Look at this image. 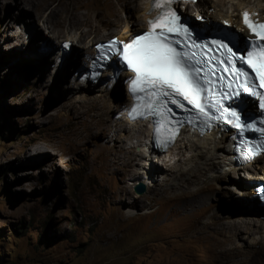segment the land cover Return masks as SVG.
Returning a JSON list of instances; mask_svg holds the SVG:
<instances>
[{
	"label": "rangeland",
	"instance_id": "374dc122",
	"mask_svg": "<svg viewBox=\"0 0 264 264\" xmlns=\"http://www.w3.org/2000/svg\"><path fill=\"white\" fill-rule=\"evenodd\" d=\"M18 1L0 0L1 264H264V250L250 254L262 250L257 243L261 239L264 249L261 229L254 228L256 235L254 230L237 235L229 231L244 219L238 201L248 186L241 183H250L246 176L263 166L262 159L244 171L231 169L228 175L206 181L210 171L189 182L181 174L193 167V153L184 146L180 155L175 153L181 161L169 173L170 185L160 184L173 165L157 166L158 180L148 181L146 193L137 195L135 180H142L153 167L137 156L142 150L138 140L114 128L124 118V87L99 93L92 86L91 99L81 100L73 81L79 75L76 69L63 63L58 76L52 75V41L51 54L40 55L48 42L46 28L63 36L83 34L81 47L88 37L92 44L119 37L127 13L117 0H41L49 4L30 15L23 14ZM95 10L108 18L119 13V23L86 27L87 15ZM187 13L196 16L191 9ZM26 20L33 22L32 32ZM8 24L13 28L7 29ZM142 28L139 24L137 32ZM25 32L30 34L27 43ZM90 52L91 48L80 49L82 67ZM76 56L74 50L67 61ZM92 103H98L107 112L103 119L109 120L96 129L81 122L84 105ZM115 103L121 108L113 112ZM133 145L137 148L130 150ZM115 157L123 160L110 167L108 159ZM257 173L264 178L261 170ZM221 246L230 251L222 253Z\"/></svg>",
	"mask_w": 264,
	"mask_h": 264
},
{
	"label": "snow or ice",
	"instance_id": "6c2138e0",
	"mask_svg": "<svg viewBox=\"0 0 264 264\" xmlns=\"http://www.w3.org/2000/svg\"><path fill=\"white\" fill-rule=\"evenodd\" d=\"M176 2L177 0H155L153 11L160 9L161 15L148 21L150 26L148 32L136 36L129 42L113 40L108 45L110 49L108 56L120 57L127 68L135 74L129 84L137 103L130 109L129 115L133 119L146 118L151 113L159 115L161 121L158 122L156 129L158 140L161 135L159 124L168 123L171 115L166 105L173 104L184 108L183 102L191 106L190 110H195L209 118H212L209 106L211 104L219 113V116L214 117L215 119H226L238 130L248 127L256 131L257 129L249 124L247 119H241L242 112L246 110V102L244 99L237 98L242 95L255 97V107L261 117L260 123L264 124V92L254 90L247 81V74L236 68L234 62L247 64L259 78L258 87L264 88V43H262L264 42V23L253 21L249 13H243L245 25L256 38L248 41L251 51L236 48L235 44L229 47L228 44L232 41L229 40L228 44L222 43L221 40L224 38L212 40L210 45L197 43L202 38L197 35L193 39L195 29L190 30L189 18L182 13L178 14L173 7ZM120 44L122 47L116 50V46ZM213 46L217 52L223 50L214 63L223 66L222 72L227 71L232 74L231 80L227 83L224 82V77L216 75L214 67H210L209 72L205 73L204 65H212V57L201 56L197 59L199 50L212 51ZM104 47L97 45L98 49ZM233 48L236 50L233 51ZM238 52L244 54L238 56ZM100 58H105L104 53ZM238 79L240 85L234 88L232 85ZM226 101L227 106H225ZM258 130L264 134V127ZM175 133L176 129H172V134ZM171 139L172 136L169 137L170 141ZM257 147L264 149V143Z\"/></svg>",
	"mask_w": 264,
	"mask_h": 264
},
{
	"label": "bare ground",
	"instance_id": "6f19581e",
	"mask_svg": "<svg viewBox=\"0 0 264 264\" xmlns=\"http://www.w3.org/2000/svg\"><path fill=\"white\" fill-rule=\"evenodd\" d=\"M205 1H209L208 4H210V8L214 9L213 12H210L211 10L208 9L209 6L207 3H205ZM48 4H49L48 2H42L41 0H19L16 5L20 7L19 9H22V12L24 15L25 14L30 15L31 12L43 10V7L45 5L47 6ZM201 4L202 5L197 6V8H194V7L190 8L193 14H195L196 16L199 14H202L212 23L223 24V23L227 22L230 24V26L232 27L233 30H236L240 34L243 32L246 35L245 37L248 36V33L241 26V14L243 13V11L249 10L253 14H258L259 17L261 18V20H263V16H264V2H263V0H251L250 2H249V0L248 1L247 0H204V2ZM116 5L120 6L123 9V11H125L127 13L124 31L119 36V38L121 40L130 39L133 34L137 33V26H139V24L143 25L142 31L146 30V25H145L146 19L148 17H153V15L152 16L147 15V12L150 10V0H142L141 3L138 5L134 4V0H117ZM116 5H114V7ZM25 9H27V11H25ZM137 12H138V16L136 15V21H135V14ZM114 14H115L114 17L108 18L103 11L95 10L93 13H89L87 15V19L85 20V24H86L85 26L86 27H92V28H94V26L112 27L115 24L119 23V21H118L119 20V16H118L119 13L116 12ZM237 16H239V21H237ZM77 17H74V19H77ZM78 20L80 21L81 18H78ZM26 22L30 23L29 31L32 32L33 27L31 25L33 24V22H31L30 20H26ZM82 22H84V21H82ZM42 26H43V24L40 23L39 24L40 29L44 30L41 28ZM9 28H13V25L9 26V24H8L7 29H9ZM45 31H48V32L44 33V34H46V37L48 38V42L46 40L45 48H44L43 52H42V50L40 51V55L43 57H48V55L52 53L50 51L51 48H49V40H50V42L52 41V46L57 47L61 43L62 39L71 38L75 42H77V44H75V46L73 47V51L75 50L77 56L73 60H71L70 62L67 61V58H68L67 57L64 61V63H65L64 67L74 68L77 70V72L79 71V69L81 71L83 68L82 64L84 62V58L82 59V58H79V56H78L81 54L80 53L81 48L82 49H89L90 46H94V45L98 44L99 42L105 43L108 40H110L111 38H113V37H111V38H108L105 40L99 39L97 42L92 44L93 40L92 39L90 40V38L88 37V39L85 42L86 43L85 46L81 47V46H79L78 43L82 41L83 34L78 35V34L72 33V34H68L66 36H63L60 34H56L55 32L51 31L49 28H46ZM25 33H27V32H25ZM14 36L16 37V34H14ZM12 37H13V35H12ZM23 43H26V42H23ZM73 51L70 53L69 56H71ZM51 60H53V58H51ZM46 62H48V61H46ZM75 75H77V74H75ZM81 76H83V75H78V82L76 83L77 85L74 84L76 90H78L77 95L79 96V98L81 100H86L89 98L91 99V95H89V94L91 92L90 89L92 88V86H83L82 82L84 81V78H82ZM80 78H81V82L79 81ZM116 87H121V85L118 83ZM95 88L100 89V90H98L99 93L109 90V89H107L106 85L103 84L102 81L98 85H96ZM125 99H126V102L128 104L127 105L125 104L124 110H125L126 114H124V113L123 114L127 115V112H128L127 107L129 106V101H128L126 94H125ZM84 106H85V110L83 111V114H85V116H84L85 118L84 119L82 118L81 122L82 123H85V121L89 122L88 124L90 125V128L96 129L98 127H101L103 124H106L107 121H109L108 119H107V121H106V119L105 120L103 119L104 114L107 112L103 111L98 103L86 104ZM120 108H121V104L115 103L112 106L111 111H113V110L116 111ZM111 111H109V113L107 115L112 114ZM90 112H93V115H90ZM137 122L138 123H130L129 121H126L125 118H123L122 121H117V123L114 127L116 129L120 127L121 132H125L127 130L130 135L134 136V138L138 140V147L142 150H141V152L137 153L138 154L137 156L141 158V161L144 162L145 166H147V165L151 166L152 165V167H153L152 170H150V172L149 171L146 172V176L144 178H142V180H139V178L135 180V182H134L135 187L138 183H143L146 185L147 190H148L149 186H150L148 184V181L155 182V180H158L157 179L158 174H157L156 169H157V166H160L159 165L160 161H162L161 164H163V165H161V167L166 166V168H168L169 166L173 165V166H171V168L168 169L169 172H166L168 174H162V179H161V184H160L163 187L170 185L172 174H169V173L170 172L174 173V169L176 168L177 164L181 161V158L175 157V153H177V155H180L179 153H181L182 148L184 146H186L187 149L193 153L192 158L190 160L191 162L194 163L193 167L191 169H189L187 172H183L181 174V176H184V177L186 176L187 177L186 180H188L189 182H192L194 178L198 179L201 175L206 174L207 172H210V171L212 173L206 175V181L215 180L217 178H221L224 175H228V173L231 171V169L236 171V173H237V172H239V170L244 171L245 169H247L249 167V166L248 167H239L233 162V148H234L233 141H234V139L232 138V136L230 135L229 132L225 133L223 131L220 132L218 130L217 131L213 130L210 133L202 136L201 133H198V132L192 133L191 130L184 129L182 131V134L180 135L179 139L169 149L167 154L166 153L158 154L157 152H155L153 150V148L151 146L150 140L152 137V133H151V131H149L147 124L142 122V121H137ZM105 127H104V129H105ZM144 127H146V128L144 129ZM87 130H89V128ZM106 130H107V127H106L105 131ZM116 142H117V139H116ZM135 148H137V147L133 145L130 147V150H134ZM179 149L181 151H179ZM119 150L122 153V148H119ZM117 151H118V149H117ZM108 155H109V157L111 156V154H108ZM116 155H119V151L116 153ZM160 156H163V157L159 158ZM131 159L132 158H129V161H128L129 165L131 164V162H130ZM258 159H260V157ZM120 160H123V159L118 158V157H115L114 159H108V162H112V163H110L111 165H109V166L110 167L114 166L116 161H120ZM108 162H107V164H108ZM145 166H144V169H146ZM258 169L261 170L263 172V175H264V164H263V166L256 167V169H255L256 173L255 174H250V175L246 176V179H248L250 183H247V182L241 183V186H248L247 188L245 187L246 188L245 190L241 191L239 198H242V199H241V201H238V204L241 207L240 210H242L241 212L244 216V219L242 222L234 223L233 225H231L229 227V231L233 235L239 234L241 232V230H245L247 232L249 230H254L253 233H255L254 235H256V233L260 229H261L260 233L264 234V232H263L264 228H261L260 226H258L262 222L261 217L264 215V210L258 209L257 208L258 202L255 199H253V194H254L253 190L256 187V183L264 181V178L257 177L258 176L257 175ZM238 175H240V174H238ZM253 182H254V186L251 185V183H253ZM136 202L137 201L134 200L133 203L137 204ZM247 212H250V213H247ZM132 213L133 212L130 210V215ZM256 215H259V217H256ZM132 217H135V216L132 215ZM255 220H257V221H255ZM256 222H258V224H256ZM255 227L258 231H256V229H254ZM257 241H259V240H257ZM229 242L230 241L227 240L226 244L228 245ZM257 243L261 244L262 250L250 251V254H252L253 256L262 254L263 250H264L263 245H262L263 240L261 239ZM229 251L230 250H228L226 246H221V252L222 253H227ZM232 251H236V253H238V254L240 253L239 250H232ZM258 251H260V253Z\"/></svg>",
	"mask_w": 264,
	"mask_h": 264
},
{
	"label": "clouds",
	"instance_id": "9594fccd",
	"mask_svg": "<svg viewBox=\"0 0 264 264\" xmlns=\"http://www.w3.org/2000/svg\"><path fill=\"white\" fill-rule=\"evenodd\" d=\"M18 33V35H19V32H17ZM26 37H25V42L27 43V42H29L30 41V34H28V33H26ZM114 38V37H113ZM71 39V38H70ZM112 39V38H111ZM63 40V39H62ZM100 43V42H99ZM76 44H77V42H76ZM75 46V45H74ZM73 46V47H74ZM90 48H91V46H90ZM57 49H58V46L56 47V49L55 50H52V55H53V60H54V64L52 65V68H53V72H54V74L53 75H57L58 76V72H60V69L62 68V66H63V63H64V61H65V59L61 62V64H60V66H55L56 65V57H57ZM72 51H73V49H72ZM85 65L83 66V68H82V70L81 71H78L77 73L78 74H81L83 71H84V69H85ZM57 72V73H56ZM77 78H78V75L73 79V81H74V83H75V81H76V83H77ZM98 85V84H97ZM86 86H96V85H91V84H87ZM122 87V86H121ZM123 89V88H122ZM125 91V90H124ZM126 105H127V102H126ZM127 121V120H126ZM150 142H151V140H150ZM151 145H152V142H151ZM158 154H162V153H158ZM167 154V153H166ZM163 156H160L159 158H162ZM260 159H263V164H264V154L260 157ZM260 159H256L255 161H254V163L253 164H251V165H255V164H257L258 162H259V160ZM162 162H159V165L161 166V165H163V164H161ZM251 165H249V166H251ZM246 167H248V166H246ZM258 183H262V184H264V182H258ZM258 183H256V187L254 188V190L257 188V184ZM253 190V191H254ZM255 194V193H254ZM254 194H253V199H255L257 202H258V204H257V208L258 209H262V210H264V204H262L261 202H260V200H259V198L258 197H254ZM264 216V215H263ZM262 216V217H263ZM262 217H261V219H262ZM262 221V220H261ZM258 226H260L261 228H264V222L262 221L261 222V224H259ZM263 232H264V230H263Z\"/></svg>",
	"mask_w": 264,
	"mask_h": 264
},
{
	"label": "water",
	"instance_id": "95a60500",
	"mask_svg": "<svg viewBox=\"0 0 264 264\" xmlns=\"http://www.w3.org/2000/svg\"><path fill=\"white\" fill-rule=\"evenodd\" d=\"M147 191V187L143 183H138L135 187V192L137 195H144Z\"/></svg>",
	"mask_w": 264,
	"mask_h": 264
},
{
	"label": "trees",
	"instance_id": "16d2710c",
	"mask_svg": "<svg viewBox=\"0 0 264 264\" xmlns=\"http://www.w3.org/2000/svg\"><path fill=\"white\" fill-rule=\"evenodd\" d=\"M203 2H204V1H203ZM203 2H199V4H201V3H203ZM205 3H207V1H205ZM207 4H208V3H207ZM39 38H42V39L44 38L43 35H42L41 33H39ZM52 47H53V46H52ZM117 88H118V87H117ZM121 89H122V87H121ZM243 183H245V182H243ZM0 264H1V262H0Z\"/></svg>",
	"mask_w": 264,
	"mask_h": 264
},
{
	"label": "flooded vegetation",
	"instance_id": "af4514ba",
	"mask_svg": "<svg viewBox=\"0 0 264 264\" xmlns=\"http://www.w3.org/2000/svg\"><path fill=\"white\" fill-rule=\"evenodd\" d=\"M259 214V213H258ZM256 217H259V215H256ZM255 221H257V220H255ZM256 224H258V222H256Z\"/></svg>",
	"mask_w": 264,
	"mask_h": 264
}]
</instances>
